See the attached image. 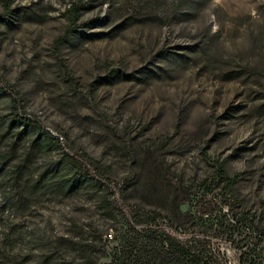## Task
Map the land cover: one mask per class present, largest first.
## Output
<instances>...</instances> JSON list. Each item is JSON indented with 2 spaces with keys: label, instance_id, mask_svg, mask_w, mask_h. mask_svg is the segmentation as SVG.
<instances>
[{
  "label": "rangeland",
  "instance_id": "374dc122",
  "mask_svg": "<svg viewBox=\"0 0 264 264\" xmlns=\"http://www.w3.org/2000/svg\"><path fill=\"white\" fill-rule=\"evenodd\" d=\"M11 4L0 164L26 168L0 173V264H117L136 211L229 264H264V0ZM67 153L82 159L73 189L49 171Z\"/></svg>",
  "mask_w": 264,
  "mask_h": 264
},
{
  "label": "trees",
  "instance_id": "16d2710c",
  "mask_svg": "<svg viewBox=\"0 0 264 264\" xmlns=\"http://www.w3.org/2000/svg\"><path fill=\"white\" fill-rule=\"evenodd\" d=\"M4 7L2 18L14 14L15 9L12 8L11 0H1ZM82 3H75L67 10L70 24H75L80 18ZM71 29V28H70ZM66 31V37L71 36L73 29ZM2 82H0V88ZM26 121H32L26 118ZM41 125V124H40ZM51 137L54 135L50 132ZM21 137V136H19ZM55 137V136H54ZM57 140L58 137H55ZM8 161V160H7ZM7 161L0 164V173L4 171L7 180H16L18 174L26 168V163H20L12 168L7 167ZM65 164L59 163L51 170L56 180L53 183L57 188H66V185L73 189L80 182L78 175L80 174L82 159L79 157H71L68 153L64 157ZM66 166L73 169V172L66 170ZM43 176L36 181V185L43 182ZM51 184V185H53ZM158 186L146 188L144 195L153 196L156 194ZM168 198H170L168 196ZM167 200V199H166ZM167 205L170 211L177 215V218L188 215L190 212H184L181 209L182 203L176 196L168 199ZM172 220V216H169ZM199 240L195 237L182 240L167 230L166 227L153 224L149 215L142 211H136L131 220L129 227L123 232L119 244L116 246L114 262L117 264H229L225 260V256H221V252H212L208 250L206 245L199 244Z\"/></svg>",
  "mask_w": 264,
  "mask_h": 264
}]
</instances>
